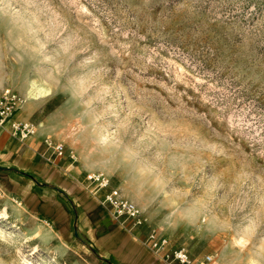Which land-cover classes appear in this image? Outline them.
<instances>
[{
  "label": "rangeland",
  "instance_id": "obj_1",
  "mask_svg": "<svg viewBox=\"0 0 264 264\" xmlns=\"http://www.w3.org/2000/svg\"><path fill=\"white\" fill-rule=\"evenodd\" d=\"M5 90L138 207L127 228L264 264V0H0ZM18 192L0 183V264H100Z\"/></svg>",
  "mask_w": 264,
  "mask_h": 264
},
{
  "label": "crops",
  "instance_id": "obj_2",
  "mask_svg": "<svg viewBox=\"0 0 264 264\" xmlns=\"http://www.w3.org/2000/svg\"><path fill=\"white\" fill-rule=\"evenodd\" d=\"M25 102L13 119L27 120ZM44 137L36 126L21 140L8 122L0 125V183L9 182L26 205L35 207L62 235L79 240L100 264H159L162 252L151 247L147 233L115 218L101 201L104 190L95 191L81 170L45 145Z\"/></svg>",
  "mask_w": 264,
  "mask_h": 264
},
{
  "label": "built area",
  "instance_id": "obj_3",
  "mask_svg": "<svg viewBox=\"0 0 264 264\" xmlns=\"http://www.w3.org/2000/svg\"><path fill=\"white\" fill-rule=\"evenodd\" d=\"M20 96L12 91L5 90L0 93V125L9 123L11 132L19 139H25L35 132V126L28 120L13 119L14 113L22 104ZM45 143L53 150L57 157H61L64 146L61 143H53L45 140ZM74 159V155L70 154ZM87 180L92 182L95 191L106 188L109 180L100 173H90ZM102 203L107 204L115 218L127 221L132 225L141 224L145 219L141 211L133 203L123 198L116 189H110L103 193ZM151 247L157 253H161L159 264H225L211 253H206L200 258H195L184 246L168 247V239L158 236L155 231L148 235Z\"/></svg>",
  "mask_w": 264,
  "mask_h": 264
},
{
  "label": "bare ground",
  "instance_id": "obj_4",
  "mask_svg": "<svg viewBox=\"0 0 264 264\" xmlns=\"http://www.w3.org/2000/svg\"><path fill=\"white\" fill-rule=\"evenodd\" d=\"M27 92H28V96H30L31 99L37 100V99H40V98H43L45 96L50 95L52 93V89L50 88V86H48V85H46L44 83H42V84L40 83L39 84V83L36 82V80H31L30 83H29V86L27 88ZM44 233L43 234H39V236L40 237L44 236L45 235ZM34 251H35V248L32 247V252H34Z\"/></svg>",
  "mask_w": 264,
  "mask_h": 264
}]
</instances>
